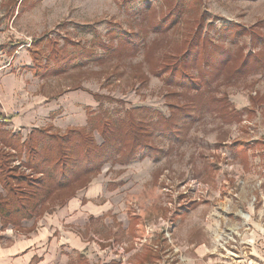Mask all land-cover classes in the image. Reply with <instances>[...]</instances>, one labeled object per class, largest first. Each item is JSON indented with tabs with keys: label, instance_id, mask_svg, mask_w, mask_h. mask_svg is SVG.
<instances>
[{
	"label": "rangeland",
	"instance_id": "1",
	"mask_svg": "<svg viewBox=\"0 0 264 264\" xmlns=\"http://www.w3.org/2000/svg\"><path fill=\"white\" fill-rule=\"evenodd\" d=\"M176 1L0 0V129L4 126L11 133V127L17 126L15 119L23 117L31 120L30 124L18 126L16 134L22 139L34 129L52 126L53 131L63 134L75 128L56 129L51 122L55 116L49 118L46 108L56 107L55 115L61 116L62 126H68L73 115L69 107L76 96L82 95L79 88L88 91L83 93L93 99L87 113H106L118 122L136 111V122L148 126L183 107L197 117L194 121L174 122L177 124H172L171 136L170 132L160 131L151 139L144 136L148 139L144 145H148L149 157L127 165L120 155L102 162L100 170L91 175V183L97 179L101 186V195L94 204L110 212L88 225L90 216L82 207L79 219L76 217L79 221L63 223L64 232L74 231L87 244L81 252L84 255L73 258V264H198L195 250L202 244L209 250L202 264H236L237 255L245 257L251 251L250 246L239 244L244 233L237 226L245 219L257 222L259 218L250 211L264 203V183L258 180V170L264 169V106L253 105L250 100L264 98V0H192L197 7L179 14L175 26L164 33L153 31L156 25L165 30L172 23L175 16L170 17V13ZM119 33L139 37L140 53L133 56L128 49V53L118 56L102 46L117 47L120 41L115 35ZM38 39L55 40L59 49L68 45L66 52L61 51L68 57L51 59L46 76L35 75L28 52L34 47L31 41ZM190 43L188 62L191 55L196 57V46L203 43L208 52L217 47L219 50L206 56L204 62H196L193 69L186 66L184 71L179 60ZM15 44L20 45L11 53ZM82 48L93 49L96 54L73 60ZM49 52L45 49L43 64ZM246 59L251 67L242 69ZM84 61H88L87 65ZM217 68L218 78L203 84L201 75L208 79L207 73L213 74ZM183 71L202 85L200 90L188 91L175 85ZM183 89L184 98H172L173 93H182ZM211 98L223 99L224 106L228 103L226 109L222 108L224 119L202 106V101ZM231 108L241 117L236 119ZM94 134L97 143L102 144V138L96 131ZM72 137L76 141V136ZM242 148L249 153L248 164ZM6 151L15 155L8 163L15 169L14 178L21 176L32 182L40 177L47 179L51 171L47 165L42 170L45 175H39L23 165L29 158L27 152ZM122 151L126 157L129 149ZM59 159L67 160L61 155L56 158ZM237 176L240 183L235 185ZM82 178L74 179L72 187L60 191L49 209L45 204L42 210L35 211L34 218L25 221H38L45 214L63 211L79 185L89 180V176ZM220 183H224L223 187ZM21 188L34 191L26 185ZM232 188L239 193L237 201H232L229 211H215L220 198L228 196ZM0 191L6 196L1 185ZM235 217L240 220L237 226ZM9 227L13 229L3 233V238L0 236L3 246L25 233L22 225L20 229Z\"/></svg>",
	"mask_w": 264,
	"mask_h": 264
},
{
	"label": "trees",
	"instance_id": "2",
	"mask_svg": "<svg viewBox=\"0 0 264 264\" xmlns=\"http://www.w3.org/2000/svg\"><path fill=\"white\" fill-rule=\"evenodd\" d=\"M192 0H177L173 10L170 13V17H174V20L170 25L163 30L162 25H156L153 31L164 33L171 29L173 26L177 24L179 21V14L184 12L185 9L189 7H197L196 2L191 3ZM190 5V6H189ZM173 12L176 13L173 14ZM116 38L120 41V44L115 47V45L102 46L106 48L108 51L113 50V54H117L118 56H123L124 53H131V55L135 56L141 51V43L140 38L137 36H132L128 38L127 33H119L115 35ZM130 37V36H129ZM114 39V38H113ZM32 47L30 49V54L32 57L33 68L35 75L46 76L45 71L50 69L49 61L51 59L62 60L68 57V54H64L62 52H66L67 50H61L58 48V42L50 39H38L32 42ZM187 49V51L180 57L179 62L182 63L181 67L185 71L187 70L185 67H189L193 69L196 66V62L206 60V56L209 57L213 53L218 52V47L213 50H207L205 43L201 46H196V57L193 59L191 55L192 61L189 62L192 65H189L188 58L191 52V45ZM18 46V45H16ZM16 46L12 49L11 53L16 50ZM46 47L50 50L49 58L46 59V63L42 62V55L45 53ZM152 47V46H151ZM150 47V48H151ZM148 49V51L150 50ZM81 50V49H80ZM215 50V52H213ZM62 51V52H61ZM147 51V53H148ZM212 52V53H211ZM209 53V54H208ZM77 55L74 54L73 60L83 59L84 57L92 58L96 54L93 49L87 50L82 48L81 53L77 52ZM62 55H65L62 58ZM62 58V59H60ZM86 58V59H87ZM72 60V59H71ZM85 60V59H84ZM85 65H87L88 61H84ZM220 62V61H219ZM249 60H244L242 64V69L246 67H251L248 64ZM219 64V70L221 69L222 62ZM155 66H158L157 64ZM155 66L152 69L154 74L157 73L155 71ZM218 68L215 70L213 74L207 73L209 78L206 79L205 74H202V78L205 80L203 84H209L211 81L217 79ZM140 70V69H139ZM180 74L179 81L175 84L176 86H182V88L193 91L200 90L201 86L195 80H192V76H188V73L184 72ZM161 73H159L160 75ZM175 74V73H174ZM141 75V72H140ZM137 76V75H136ZM173 76V75H171ZM188 78V79H187ZM191 80V81H190ZM210 80V82L208 81ZM192 88V89H189ZM184 92V93H183ZM184 98L186 96V91L183 89L182 93L177 92L173 93L172 98L180 96ZM97 98V97H96ZM253 105L261 106L264 104V98H250ZM203 107H207L208 110L215 113L219 118H223L226 116L222 112V108H227V104L223 105V99H213L204 100L201 102ZM230 104V103H229ZM174 106V105H172ZM185 107L183 110L172 113L168 118L162 117L158 119L157 122L151 121L150 124L140 125L136 122L137 118H135L136 111H132L128 113V115L124 116L120 122L112 120L110 117H107V114H98L94 116L95 113L88 112V126L79 127V128H69L63 134H59L57 131H53V127H48L45 129H37L33 130L25 139H22L19 134L9 133L8 130L4 129V126L0 129V185L6 192V196L2 195L0 191V219L3 225V228H8V226L12 225L14 228H21L22 223L25 220H30L36 216L35 211L43 208L46 204L47 209L50 208V205L57 201L58 194L62 190H66L69 188L70 183L78 181V179H83L82 177L87 178L89 176V180L86 179L85 182L79 183L78 190H82L83 188H87L91 183V175H94L95 172L100 170V167L103 166L102 162L114 160L120 155H123V159H125L124 164H131L132 162L138 160L139 158L149 157L147 156L148 151L146 148V144L144 145V141L148 139H144V136L151 139L154 134L160 131L162 134L172 135V131L174 127L172 124L176 125L179 121L184 120H195V115H190V111L186 112ZM225 108V109H226ZM198 111V110H197ZM231 112L235 113V111L231 108ZM91 113H93L92 117ZM231 113V114H232ZM235 118H240V113H235ZM0 117H2L0 115ZM7 120H4L6 122ZM120 123V124H118ZM176 127V126H175ZM55 130V129H54ZM95 131L102 138L103 143L98 144L95 139ZM76 136V141L73 140L72 136ZM21 139V140H20ZM15 141H19L18 143H14ZM129 151L127 152L126 157H124L123 149ZM14 150L16 153H24L27 152L29 158L24 162L28 169L32 171H36L37 174L44 176L43 169L44 165H47L51 171L47 173V179H43L40 177L36 179V181H27L24 177H19V179L14 178L12 173L15 172V169L9 167V161L15 159V155L7 153L6 150ZM142 150V151H140ZM150 151V149H148ZM6 151V152H5ZM65 152H69L72 158L65 156ZM44 153V154H43ZM46 153H50V157L46 158ZM64 156L67 160L64 162L62 160H56L58 156ZM57 156V157H55ZM70 156V157H71ZM140 156V157H139ZM73 163V165H72ZM123 163V162H121ZM80 167V168H79ZM47 172V171H46ZM82 176V177H81ZM18 178V177H17ZM21 185H26L28 188L30 187L32 190L34 188L33 193L26 191L21 188ZM72 187V185L70 186ZM78 190L75 191L69 198L72 199L77 194ZM20 194H23L20 196ZM16 195H19V198H16ZM65 204V203H64Z\"/></svg>",
	"mask_w": 264,
	"mask_h": 264
},
{
	"label": "crops",
	"instance_id": "3",
	"mask_svg": "<svg viewBox=\"0 0 264 264\" xmlns=\"http://www.w3.org/2000/svg\"><path fill=\"white\" fill-rule=\"evenodd\" d=\"M32 42L33 41H31V43ZM16 45L19 46L20 44L12 45V47ZM30 49L28 50V52L32 62ZM60 49L68 50V45L65 44L63 47H60ZM79 89H82L84 92H88L83 88ZM83 91L80 92L82 95L76 96V99L73 102V106L69 107V109H72L71 113H73V115L69 119L72 121V123H70L68 126H62L61 119H59L61 116L55 115L56 113L54 112H56V107H53L52 109L46 108L47 116L49 118H51L50 116L52 115L55 116V118L51 119L53 120L51 122L56 129H66L69 126H73L75 128L86 127V119H88L86 108L90 107V102L93 101V99H89L88 95H85ZM43 99L44 101L48 102L50 100L47 97H43ZM47 104L49 105V103ZM8 119L11 120V117H9ZM15 120L16 121H14V124H16L17 126H12L10 129L13 134L19 133L17 132V129L20 128L18 127L19 125L22 126L23 124H30L29 122L31 119H29V117H23L16 118ZM13 128L14 130H12ZM250 145H248V148L250 147ZM241 152L243 153V157L245 158H243L245 160L244 162L248 164L249 153H246L245 149L243 148ZM258 171L260 172V174L258 173V180L260 181L259 184H262L261 181H263L264 183V169L262 171ZM234 179L235 185H237V183H240L238 176L234 177ZM220 184L223 187V184ZM235 189L237 188L230 189V191L228 192L229 197L222 196L220 198V205L218 208L219 210L215 209V211H229L228 208L232 204V201H237V198H239V193H237ZM81 192H83V194L79 196V193ZM79 193L70 200L68 205L64 209H62L63 211H54L52 214H45V216L43 218H40V220L38 221H24L21 229L23 232H25L24 234L26 236L23 234L22 238L14 239V241L9 246H3L0 241V264H68L69 261V263L72 262L73 264V258L74 260H76L79 256L84 255L81 252L87 249V244L82 241L74 231L64 232L62 227L63 223H73L75 220H77L76 217H80L79 212H81L79 211V209H81L82 207L83 210L86 211L87 216H90L89 221L87 222L88 225L92 222L93 219L95 220L101 217H105L109 214L110 211H104V209H101L102 207L99 208L98 205L94 204L95 200L101 195V186L97 179L96 181L94 180L86 189L80 191ZM250 212H252V215L255 218H259L257 219V222L252 219H245V222L242 223L241 226H237V223L239 224L240 220L235 217V225L237 226V228L242 230L241 232L244 233V236L241 239H238L239 244L244 245V247L245 245L251 247L250 253H247L245 257L237 255L236 264H264V203L260 208L254 209ZM259 220L261 222H259ZM34 224H36V226L33 229H30L32 225L34 226ZM10 229L13 228H3L0 219V236L2 238L3 233L9 231ZM245 231H247V234L250 231L252 233L250 234V236L249 234L248 236H245L247 235L245 234ZM8 236L9 235H7L6 237ZM243 239L245 241H243ZM236 244L237 243H235V245ZM236 246L240 248V245ZM195 252H198V264H202L201 262L202 260L204 262V258L207 257L209 250L205 244H202L198 246V249H196ZM221 261H224V257H222Z\"/></svg>",
	"mask_w": 264,
	"mask_h": 264
},
{
	"label": "built area",
	"instance_id": "4",
	"mask_svg": "<svg viewBox=\"0 0 264 264\" xmlns=\"http://www.w3.org/2000/svg\"><path fill=\"white\" fill-rule=\"evenodd\" d=\"M20 165V164H19Z\"/></svg>",
	"mask_w": 264,
	"mask_h": 264
}]
</instances>
